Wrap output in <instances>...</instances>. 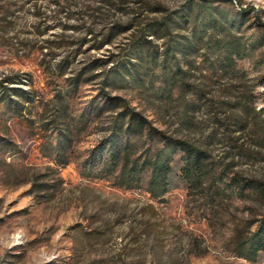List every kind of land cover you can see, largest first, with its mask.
Instances as JSON below:
<instances>
[{"label": "rangeland", "instance_id": "rangeland-1", "mask_svg": "<svg viewBox=\"0 0 264 264\" xmlns=\"http://www.w3.org/2000/svg\"><path fill=\"white\" fill-rule=\"evenodd\" d=\"M118 2L116 8L103 3L101 14L87 16L91 0H0V264H264V251L252 260L237 253L239 242L264 214V146L257 145V132L240 134L234 153L219 143L211 145L210 174L202 185L185 182L173 166L169 189L159 199L146 191V174L133 187L117 185L120 160L85 168L113 114L92 111L102 102L101 76L94 77L87 65L128 47L132 29H123L125 25L130 23L137 35L140 28L157 26L170 16L173 26L166 37L193 38L194 24L209 6L215 18L233 24L232 30L196 29L200 40L187 64H213L221 55L216 50L201 55L200 46L207 39H230L239 44L231 64L260 83L264 0ZM87 29L111 42L91 47L97 39L91 40ZM148 38L140 53L150 57L155 49L160 64L162 39ZM187 76L194 87L198 73L192 69ZM151 81L141 87L111 85L105 91L124 99L167 135L193 139L206 133L200 111L188 114L200 131H174L176 89L174 95L154 92L147 87ZM152 82L156 86L161 79ZM13 88L27 91L29 98L19 109L9 108L3 99L16 100ZM258 91L264 92V83ZM258 100L259 107L264 105V93ZM138 140L130 136L131 144L137 141L131 158L153 144ZM242 183L262 191H239Z\"/></svg>", "mask_w": 264, "mask_h": 264}, {"label": "trees", "instance_id": "trees-1", "mask_svg": "<svg viewBox=\"0 0 264 264\" xmlns=\"http://www.w3.org/2000/svg\"><path fill=\"white\" fill-rule=\"evenodd\" d=\"M103 3L109 8H116L119 2L118 0H91V5L87 4V13L90 11L91 14L87 16L98 12L101 14ZM238 9L241 10V8ZM198 15L196 14L195 18ZM232 25L228 24L224 17L215 18L209 6L205 7L200 23L194 24L193 38L186 36L176 38L173 35L166 37L164 33L173 26V18L170 16L164 18L157 26L140 28L137 35V30H134L130 23L125 25L123 29H132L128 47L120 48L113 58L112 56L104 59L94 58L87 65V71L92 72L94 77L101 76L98 96L102 98V102L94 104L91 107L92 111L111 110L113 114L108 122L107 133L94 149L98 156L95 157L93 152L85 168L94 170L106 164L114 165L117 160H120L114 176L116 184L133 187L141 181L143 174H146V191L151 198L159 199L169 189L173 166H177L178 173L185 182L195 185L203 184L210 174L208 149L211 145L219 143L229 147L234 153L239 147L238 136L242 133L249 135L255 131L258 133L257 145L263 147L264 105L259 107L258 97L264 92H259L258 88L264 80L256 83L248 77L245 69L237 64H231L232 55L239 50V44L236 46L230 39H207L200 46L203 49L201 55L208 54L210 50H216L215 54L221 55L220 58L213 60V64H187L190 52L197 47L200 40L199 36H196V29L206 30L210 27L213 30L221 28L231 31ZM87 35L91 37V40H96L98 37L92 34L90 29H87ZM149 36L162 39L160 64L155 59V49L152 50L150 57L140 53V50L149 42ZM110 42V37L101 36L97 39V44L91 47L100 49ZM233 45H235L234 49L231 48ZM132 59H136L137 62L133 63ZM192 69L199 75L194 87H191L192 84L188 82L187 76ZM63 71L64 69H60V74H63ZM156 78H160L161 82L154 86L152 81ZM149 79L152 81L147 87H152L154 92L174 95L173 91L176 89L174 101L178 104L175 109L177 119L174 131L186 130L193 133L200 131V125L195 124L188 117L190 111H200L204 115L203 122L207 125L206 133H199L198 137L193 139L167 135L161 130L154 129L149 121L129 107L124 99L108 96L105 91L106 87L111 85L136 84L141 87ZM1 86L0 82V88L3 89L4 87ZM13 89L16 100L3 99L9 108L19 109L23 107L22 101L29 100L27 91ZM190 93L194 94L193 98H189ZM154 132L157 133L156 138H153ZM233 133L236 136H231ZM133 135L139 137L138 141L141 145H145V142L153 144L147 145L148 148L142 156L131 158V154L134 153L132 148L137 144V141L132 144L130 142V136ZM177 152L180 154L173 165ZM245 189L251 192L262 191L261 187L252 183L238 185L239 191ZM237 251L239 256L248 260L254 259L257 253L264 251V214L257 220L249 236L239 242Z\"/></svg>", "mask_w": 264, "mask_h": 264}]
</instances>
